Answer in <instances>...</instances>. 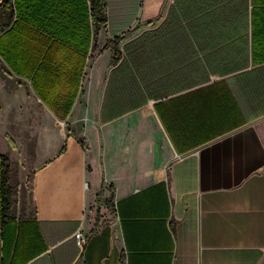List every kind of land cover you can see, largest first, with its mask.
Returning <instances> with one entry per match:
<instances>
[{"label": "crops", "instance_id": "obj_1", "mask_svg": "<svg viewBox=\"0 0 264 264\" xmlns=\"http://www.w3.org/2000/svg\"><path fill=\"white\" fill-rule=\"evenodd\" d=\"M138 1L82 25L76 92L46 103L3 65L43 112L33 209L0 221V264H264V0Z\"/></svg>", "mask_w": 264, "mask_h": 264}, {"label": "trees", "instance_id": "obj_2", "mask_svg": "<svg viewBox=\"0 0 264 264\" xmlns=\"http://www.w3.org/2000/svg\"><path fill=\"white\" fill-rule=\"evenodd\" d=\"M192 1L198 17V0ZM106 9L105 0H0V59L15 74L30 79L46 103L56 89L62 93L74 88L76 92L90 43V39L82 37V25L86 28L90 18L96 32L108 21ZM77 21L80 27L73 23ZM67 31L68 36L64 34ZM109 47L108 43L105 48ZM112 51L114 65L120 51L117 47ZM8 176V155H0L2 224L16 218Z\"/></svg>", "mask_w": 264, "mask_h": 264}, {"label": "rangeland", "instance_id": "obj_3", "mask_svg": "<svg viewBox=\"0 0 264 264\" xmlns=\"http://www.w3.org/2000/svg\"><path fill=\"white\" fill-rule=\"evenodd\" d=\"M105 4L106 12L113 20L121 18L129 21L141 3L138 0H105ZM106 42L104 37H95L96 48L90 58L91 65L100 59ZM3 65L0 59V155H8L9 158L8 186L13 195V215L24 218L27 209H33L32 166L38 138L34 134V127L40 123L35 115L42 113L43 109L30 91L20 93L18 83L21 82L11 77ZM42 116L45 123L47 120Z\"/></svg>", "mask_w": 264, "mask_h": 264}, {"label": "built area", "instance_id": "obj_4", "mask_svg": "<svg viewBox=\"0 0 264 264\" xmlns=\"http://www.w3.org/2000/svg\"><path fill=\"white\" fill-rule=\"evenodd\" d=\"M75 238H76L78 247L83 252V250L87 244V241H88L87 236L84 234V232L82 230H78L75 234Z\"/></svg>", "mask_w": 264, "mask_h": 264}]
</instances>
